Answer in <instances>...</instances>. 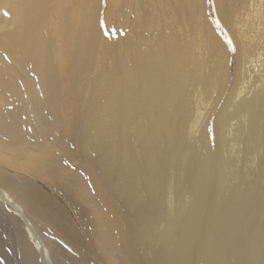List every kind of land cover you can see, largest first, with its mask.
Listing matches in <instances>:
<instances>
[{"label": "bare ground", "instance_id": "bare-ground-1", "mask_svg": "<svg viewBox=\"0 0 264 264\" xmlns=\"http://www.w3.org/2000/svg\"><path fill=\"white\" fill-rule=\"evenodd\" d=\"M255 5L0 0L15 27L0 35L2 148L33 147L25 175L52 192L25 208L0 193L34 247L20 236L22 264H264ZM13 164L0 150L6 186Z\"/></svg>", "mask_w": 264, "mask_h": 264}, {"label": "rangeland", "instance_id": "rangeland-1", "mask_svg": "<svg viewBox=\"0 0 264 264\" xmlns=\"http://www.w3.org/2000/svg\"><path fill=\"white\" fill-rule=\"evenodd\" d=\"M255 10L260 9L262 13H264V0H255ZM256 13V12H255ZM254 13V14H255ZM14 21L13 17L8 12V10L1 9L0 10V35H5L7 32L14 30ZM116 33H114V37H116ZM264 51V50H263ZM261 51V52H263ZM260 52V53H261ZM62 92L58 89V93ZM59 96V95H58ZM20 132V131H18ZM19 135H26V131L20 132ZM4 134L0 132V150L3 153L4 157L14 162L16 164L11 165L10 172H16L11 174V185L6 186L0 180V193L9 195L16 205L25 208V203L23 201V196L29 193H42L43 195H50L52 192H48L46 189L41 188L30 176H26L28 173L30 166H36L38 163V154L36 151L30 150L33 148L31 146L26 145H17L13 148H9L7 150H3L2 144H7L9 138H7ZM2 137V138H1ZM4 137V138H3ZM4 141V142H3ZM29 151V153H28ZM38 166V164H37ZM31 173H35V170ZM24 174L25 176H23ZM23 195V196H22ZM53 200L57 206H60L63 209H67L70 207V204L66 201H61V199L53 197ZM29 219L31 216L26 215ZM33 219V218H32ZM23 236L25 241L30 245V247L34 250L33 245L29 242L28 233L26 231L25 224L23 219L17 215L11 205L5 204L2 200H0V256H4L3 264H22L19 254V238ZM29 240V241H28ZM3 248V249H2ZM3 251V252H2ZM37 254V253H36Z\"/></svg>", "mask_w": 264, "mask_h": 264}]
</instances>
